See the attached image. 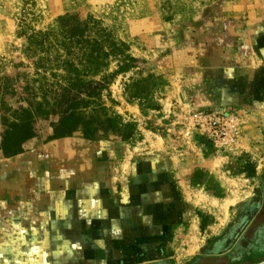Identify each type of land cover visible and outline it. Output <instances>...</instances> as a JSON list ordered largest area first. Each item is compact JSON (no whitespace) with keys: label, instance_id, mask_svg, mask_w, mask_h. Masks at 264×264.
<instances>
[{"label":"rangeland","instance_id":"rangeland-1","mask_svg":"<svg viewBox=\"0 0 264 264\" xmlns=\"http://www.w3.org/2000/svg\"><path fill=\"white\" fill-rule=\"evenodd\" d=\"M22 7V0H0V56L19 58L14 47L24 44L18 27ZM35 12L39 29L65 13L93 14L141 63L117 75L103 95L114 115L136 125L133 139L87 140L75 134L29 149L48 144L56 166L115 167L121 174L111 175V185L118 192L127 191L126 173L135 166L134 191L142 196L149 190L146 197L156 213L159 201L167 204L171 263L227 264L221 256L233 219L227 221V196L241 193L244 173L264 183V0H38ZM149 71L162 84L148 99H130L126 83ZM8 72L14 73L11 67ZM215 128L219 136L212 137ZM232 129L238 133L235 144L223 138ZM41 131L39 140L45 138ZM145 165L153 173H146ZM162 176L166 186L159 184ZM223 204L225 216L216 218L211 209ZM213 249L215 255L209 254ZM176 252L179 258H173ZM258 252L234 260L263 261L258 256L264 251Z\"/></svg>","mask_w":264,"mask_h":264},{"label":"crops","instance_id":"crops-1","mask_svg":"<svg viewBox=\"0 0 264 264\" xmlns=\"http://www.w3.org/2000/svg\"><path fill=\"white\" fill-rule=\"evenodd\" d=\"M54 155L45 144L0 159V264H173L165 231L167 204L159 201L156 213L153 199L146 197L149 190L142 196L136 191V196L135 166L126 173L127 191L118 192L111 185V175L121 174L115 167L74 162L56 166ZM144 169L153 173L151 165ZM244 175L241 193L227 196V221L233 217L221 252L227 264H238L237 255L264 251V241L258 248L264 240V183L260 186L253 175ZM165 179L160 177V186H166ZM225 211V204L211 209L216 218ZM174 257L179 258L177 252ZM258 259L264 260V254Z\"/></svg>","mask_w":264,"mask_h":264},{"label":"trees","instance_id":"trees-1","mask_svg":"<svg viewBox=\"0 0 264 264\" xmlns=\"http://www.w3.org/2000/svg\"><path fill=\"white\" fill-rule=\"evenodd\" d=\"M37 2L22 0L18 27L24 44L14 47L19 58L0 56L2 157L75 134L87 140L133 139L136 125L114 115L103 95L117 75L139 67L141 60L90 13H65L49 28H37ZM161 84V77L149 71L126 83L125 91L130 99H148ZM40 121L49 123L40 129ZM41 130L46 133L39 140Z\"/></svg>","mask_w":264,"mask_h":264},{"label":"built area","instance_id":"built-area-1","mask_svg":"<svg viewBox=\"0 0 264 264\" xmlns=\"http://www.w3.org/2000/svg\"><path fill=\"white\" fill-rule=\"evenodd\" d=\"M209 133L211 134L212 137L219 136V134L217 133V129L216 128L213 129V130H210ZM223 134L226 135L223 138L227 140V143H229V144H235L237 142L238 133L236 132V130L232 129L230 131V133L228 134V136H227V133L226 132H224Z\"/></svg>","mask_w":264,"mask_h":264},{"label":"flooded vegetation","instance_id":"flooded-vegetation-1","mask_svg":"<svg viewBox=\"0 0 264 264\" xmlns=\"http://www.w3.org/2000/svg\"><path fill=\"white\" fill-rule=\"evenodd\" d=\"M263 239L261 238L259 241H258V245H259V247L258 248H260L262 245H263Z\"/></svg>","mask_w":264,"mask_h":264},{"label":"water","instance_id":"water-1","mask_svg":"<svg viewBox=\"0 0 264 264\" xmlns=\"http://www.w3.org/2000/svg\"><path fill=\"white\" fill-rule=\"evenodd\" d=\"M253 264H264V260Z\"/></svg>","mask_w":264,"mask_h":264}]
</instances>
